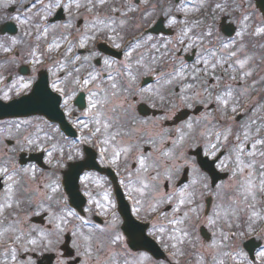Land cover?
I'll use <instances>...</instances> for the list:
<instances>
[{"label":"flooded vegetation","instance_id":"af4514ba","mask_svg":"<svg viewBox=\"0 0 264 264\" xmlns=\"http://www.w3.org/2000/svg\"><path fill=\"white\" fill-rule=\"evenodd\" d=\"M110 1L108 9L115 12L119 19L127 17L125 14L132 11L130 0ZM81 2L86 4V0ZM136 2L141 5V0ZM0 5L9 6L5 3ZM54 7L52 3L45 4L35 13L53 16L58 10H54ZM183 8L190 15L186 22L193 29L190 33L194 47L191 52L201 50L206 55L195 70L205 66L204 60L209 61L210 67L219 62L214 70L215 76L208 74L207 77L206 74L202 78L207 85L216 84L219 79L217 87H209L204 92L197 81L195 88L182 90L183 85L192 84L193 80L143 86L142 89H147L141 92L143 101L148 102L151 96L150 106L161 108L163 111L160 114L149 111L140 113L137 105L138 112L122 110V113H118V120L107 118L106 121H101L109 123L111 127L107 132L102 129L101 133L94 135V148L98 152L97 159L101 168L111 170L96 168L85 171L86 177L79 181L80 190L86 198L82 208L80 198L73 195L74 181L69 179L68 187L76 205L71 203L63 183L64 173L71 160L52 159L50 162L46 161L49 164L47 167L31 161L32 171L24 172L25 168L16 167L20 162L19 158L0 159V166H13L11 174L15 181H8L6 176L2 180L0 178V205H12L0 213V233H3L0 236V264H138L131 255V246L143 241V227L141 222L125 223L120 205L125 207V201L131 205L134 202L138 218L149 223L147 231L156 230L155 237L150 234L159 240L164 228L165 213H170L178 204L165 207L164 202L159 201L164 193L179 200V188L174 187L181 178H186L189 185V189L184 192L187 212L184 215L179 211L174 219L182 220L183 223L187 221V227L191 231L200 214L205 215V224L210 229L220 231L246 229L256 225L252 211L264 209V202L257 201V197L255 202L250 198L246 203H240L239 207L235 202L237 193L234 187L240 177L233 176L236 168L235 154L231 151L233 138L229 137L227 145L220 144L213 157L210 155L211 144L216 141L211 134L204 133H215L225 126H231L234 132L247 131L249 140L246 142L245 152L252 150L251 145L256 139H264V32L260 31L264 29V0H193L192 4ZM177 10V16L180 17L179 9ZM69 11L65 9L66 18ZM140 11L143 14L129 17H138L140 22L144 17L151 18L156 9L143 6ZM75 12L82 25L86 14H93L92 22L99 16L100 10L99 6L91 10L85 6L76 7ZM233 52L236 53L235 56L231 55ZM237 61H242L244 67L241 68ZM114 83L118 94L113 95L114 99L108 98V94L105 99H100L104 84L103 88H94L95 97L101 100L102 114H108L111 109L120 110L128 102L123 96L125 82ZM164 87L167 91H163ZM228 91L232 95L225 118L218 110L214 97ZM159 106L161 107L158 108ZM232 107H236L237 111L232 112ZM167 118L174 120L171 126L166 125L169 123ZM189 123L192 125L190 129L187 127ZM112 134H115V140L104 144V139H110ZM256 148V154L244 157V160L246 164L252 162L254 183L259 184L260 165L264 164V156L259 153L264 152V146L256 145ZM114 149L120 151L119 159L115 162ZM122 149L128 151L124 152ZM82 152L85 156L84 147ZM133 157L138 161L133 160ZM203 157L217 159L216 167L228 172L227 178L215 186H219V200L215 206L210 207L207 201L200 199L205 195L203 188H208V182H211L210 174L199 163V158L206 161ZM55 166L66 168L56 169ZM8 184L12 185L10 193ZM53 188L56 190L53 191ZM133 189H141V192ZM120 190L124 199H121ZM106 194L107 201L104 199ZM262 199L264 200V196ZM188 200L191 202H187ZM252 203H255L254 209L247 206ZM196 206L198 211L194 213V221L192 213ZM70 211L75 215L68 216ZM61 216L65 217L66 222L58 219ZM50 220L53 221L52 224L49 223ZM56 223L61 224L63 231L55 229ZM124 226L129 228L130 233H127ZM40 230H44V237H41ZM17 236L20 237L19 240H16ZM117 236L121 239L116 240ZM84 237L90 239L85 241ZM31 239H36L37 244L31 245ZM13 253L15 259L12 258Z\"/></svg>","mask_w":264,"mask_h":264},{"label":"snow or ice","instance_id":"6c2138e0","mask_svg":"<svg viewBox=\"0 0 264 264\" xmlns=\"http://www.w3.org/2000/svg\"><path fill=\"white\" fill-rule=\"evenodd\" d=\"M107 2V0H86V4L82 3L81 0H74L75 3V7L80 8V7H89V10H91V8H95L97 6L99 7H103L105 5V3ZM60 5L58 4L57 7H59ZM71 5H69L70 7ZM217 7H219V5H217ZM261 32H264V29H260ZM239 35V34H238ZM94 39V37H93ZM149 39H151V37H149ZM83 43V42H82ZM115 47L119 48L120 45L116 44ZM226 47V46H225ZM69 51H71V48H69ZM125 55L130 56L131 52H127L125 53ZM214 55V54H213ZM232 56H235L236 53L233 52L231 53ZM75 59H79V57H76ZM199 63V61H198ZM204 65H208L209 61L208 60H204ZM219 63V62H217ZM217 63H213L211 64V70L207 67L199 70L200 72H203L204 74H210L212 76H215V72L214 70L217 68ZM237 63H239L240 67L243 68L244 67V63L242 61H237ZM104 64L107 65L109 64L108 60H104ZM78 71V69H77ZM251 73H245V75H250ZM176 77H180L182 80L185 79L184 76V67H181V69L179 71H174V73L172 74V78L176 79ZM235 77H233L234 79ZM96 77L92 76L91 73H89V79H84L82 81L83 85L86 87L87 85H89V83L93 80H95ZM109 79H111V77H109ZM134 79V78H133ZM199 81L201 87H203L204 92H207L209 87L211 88H216L217 85L219 84V79H217V83L213 84V85H207L206 81L202 80L199 72L197 73L196 76L193 77V83L192 84H185L183 85L182 90L184 89H193L196 87V82ZM167 83H171V80L166 81ZM76 84L79 86L81 84L80 80H76ZM25 87H27V85H24ZM55 87V86H54ZM111 87L114 89L116 88V84L113 83L111 84ZM230 87V86H229ZM97 88H99V85H97ZM59 91V89H58ZM143 91H147V89H142L141 92ZM135 94V93H133ZM93 95L95 96L96 93H93ZM197 95H199V93H197ZM231 91H228L225 94H221V95H217L214 97V99L217 102L218 105V110L220 111L221 115L224 116L226 118V113H227V108L229 105V101L231 98ZM227 97V98H226ZM5 99H8V96L5 95L4 97ZM97 103H100L99 101H97L96 103H92L91 104V108L92 109H96L97 108ZM232 112H236L237 108L236 107H232L231 108ZM97 115H99V113H97ZM97 125H99L98 127H96L95 132L92 133V135H95L96 133H101L102 129L104 130V132H107V130L109 129V127H111V125L109 123H102L100 119L96 120ZM225 124H227V119H225ZM85 127H87V125H84ZM187 127L190 129L192 127L191 123H189L187 125ZM241 129H243V126H241ZM259 130H257L258 132ZM205 135L211 134L213 136V138L215 139V143L211 144V148H212V152L210 153V155H212L213 157L216 156V148L220 145V144H225L227 145V142L229 141V137L233 138V143L231 145V151L235 154V162H236V168L235 171H233V176L234 177H240V179L237 180L236 185L234 187V190L237 193V198H236V204L237 207H239L240 203H246L250 198L253 202H255L257 195H262L264 196V172L261 173V177L259 180V184L254 183V179H253V164L251 161H249L247 164L245 163L244 157H253L256 152H257V148L256 145H262L264 146V139H256L255 143L251 145V151L245 152V148L247 147V141L249 140V133L247 131H241V132H234L231 126H225L223 127L220 131L215 132V133H204ZM181 139H183V137H181ZM110 140H115V134H112L110 139L106 138L104 139L103 143L104 144H109ZM29 143H34V141H29ZM122 151L127 152L128 149H122ZM261 156H264V152H260L259 153ZM49 155H51V153H49ZM120 156V151H117L114 149L113 152V162H115V160L119 159ZM141 165L143 166V159H141L140 161ZM221 164H223V161H221ZM261 169H264V164L260 165ZM248 170L247 172L245 170ZM34 170V169H33ZM24 172H29L32 171L30 169H23ZM7 177L8 181H12L13 183H15V181L13 180V174H9L8 169L7 168H0V177ZM170 179V178H169ZM8 191L9 193L11 192V188L12 185L8 184ZM56 189L53 188V191H55ZM133 191L136 192H141V189H133ZM180 197H184V192L183 190H181L180 192ZM242 198V199H241ZM104 199L107 201L108 200V195L106 194ZM167 202L169 204H171L172 202V197L169 196L167 193L162 194L161 196V200L159 201L160 203L163 202ZM187 202H191L190 200H188ZM137 203H139V201H137ZM186 203V198H179L178 200V205L173 209L174 212H179L180 208L179 205H184ZM99 206V205H98ZM109 206H111V203L109 202ZM249 208L254 209L255 207V203L252 204H248L247 205ZM12 207L11 204H3L0 205V213L3 212V210L5 208H10ZM153 211H155V209H153ZM193 211H195V209H193ZM68 216H73L75 215L74 212H68L67 213ZM186 215V214H185ZM258 216V213L255 211H252V217H256ZM252 217H249V219L251 220ZM61 222H66L65 217L61 216L58 218ZM212 223H215V221H211ZM50 224L53 223V221H49ZM170 224H179V223H183L182 220H170L169 221ZM55 229L59 230V231H63V229L61 228V224L60 223H56L55 224ZM33 231H36V229H32ZM162 231V230H161ZM183 231V230H180ZM3 233H0V236H2ZM40 235L41 237H44V230H40ZM184 235H187V233H184ZM172 239H176L179 242L180 238L178 237H171ZM235 238V237H233ZM20 237L17 236L16 240H19ZM85 241H88L90 238L89 237H84ZM121 238L119 236L116 237V240H120ZM29 243L31 245H36L37 244V240L36 239H31L29 240ZM173 247H176V245H173ZM25 251H27V249H24ZM260 257H264V252H260L259 253ZM13 259H15V254L13 253L12 256Z\"/></svg>","mask_w":264,"mask_h":264},{"label":"rangeland","instance_id":"374dc122","mask_svg":"<svg viewBox=\"0 0 264 264\" xmlns=\"http://www.w3.org/2000/svg\"><path fill=\"white\" fill-rule=\"evenodd\" d=\"M165 14H167V9H165ZM78 18H79V15H76V14H74L73 15V21H76V20H78ZM84 18H85V21H87V23L88 22H90L91 21V19L93 18V14L92 13H89V14H86L85 16H84ZM99 18V17H98ZM102 18V17H101ZM102 19H104V18H102ZM104 20H106V19H104ZM72 21V22H73ZM107 21V20H106ZM93 22L94 21H92V22H90L89 24L90 25H92L93 24ZM115 24H114V22H109V21H107V23H102L101 24V26H100V28H106V29H108V30H112L113 29V26H114ZM93 27V26H92ZM96 28V27H95ZM97 28H99L98 26H97ZM16 40L17 41H19V42H22V41H24L25 39L22 37V36H18L17 38H16ZM21 52H23V50H21ZM1 74V73H0ZM6 78H3V79H1V77H0V84H1V82H6V80H5ZM22 84H25V85H27V84H29V82H14L13 84H12V86L10 87V88H13V87H19V88H21V85ZM22 90V88L21 89H19L18 90V92L17 93H19L20 91ZM11 91H14V89L13 90H11ZM10 93V92H9ZM8 93V94H9ZM20 123L22 124V125H20L18 122H17V120H9V121H7V124L6 125H4V126H6L7 128H20V132H22V131H24V129L25 128H27L28 126H34L36 129H40L41 127H43L44 126V124H45V121L43 120V119H41V118H39V116H29V117H27V118H24V119H22V120H20ZM2 124H0V126H1ZM23 138H25L24 140H23ZM29 137H28V135L25 133V135L23 136V137H21V139H18L17 137H14L13 135H5V134H3L2 135V138H1V140H0V152H1V155H5V153L7 152V151H9V152H11V151H13L15 148H17L18 146H19V144H21V143H26V144H29V139H28ZM7 139H10V140H13L14 142H13V144L12 145H9V144H7V142H6V140ZM32 141V140H31ZM30 144H35V145H37V143H30ZM14 145V146H13ZM24 147H27V145H25L24 144ZM6 154H8V153H6ZM168 156H165V158H167ZM51 184V181H49L48 182V185H50ZM180 211L182 212V214L184 213V212H186L185 210H184V208H182V207H180ZM177 213L178 212H172L170 215H177ZM259 215H260V217H263L264 216V210H259ZM221 236H222V233H216L215 235H214V237H213V241H211L210 243H207V244H205L206 246H207V248H206V246L205 247H203V246H201V248H202V250L204 251L205 250V252H207V253H210V251H209V249H208V246L211 244V243H213L212 245L213 246H215L216 248H217V254H220V246H221ZM179 238H180V241H182L183 240V235H179L178 236ZM261 252H264V250H262ZM216 254V255H217ZM136 257L137 258H140V259H143V260H145L146 261V259L147 260H149L150 259V256L146 253V252H141L140 254H138V255H136ZM214 257H215V255H214ZM203 258H204V256L202 255L201 257H197V259L198 260H200V259H202L200 262H202L203 261ZM163 263V262H162ZM147 264H149V263H147Z\"/></svg>","mask_w":264,"mask_h":264}]
</instances>
